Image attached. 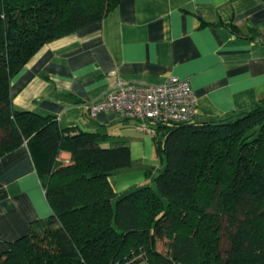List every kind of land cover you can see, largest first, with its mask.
I'll return each instance as SVG.
<instances>
[{
    "label": "trees",
    "instance_id": "obj_1",
    "mask_svg": "<svg viewBox=\"0 0 264 264\" xmlns=\"http://www.w3.org/2000/svg\"><path fill=\"white\" fill-rule=\"evenodd\" d=\"M120 1L0 0V157L26 142L51 207L0 264H264V98L153 124L162 166L123 193L110 176L133 165L127 141L15 107L11 81L31 57Z\"/></svg>",
    "mask_w": 264,
    "mask_h": 264
},
{
    "label": "crops",
    "instance_id": "obj_2",
    "mask_svg": "<svg viewBox=\"0 0 264 264\" xmlns=\"http://www.w3.org/2000/svg\"><path fill=\"white\" fill-rule=\"evenodd\" d=\"M170 76L190 80L199 118L258 103L264 98V0H121L103 20L45 43L14 75L11 90L17 109L127 141L133 165L110 176L123 193L160 170L154 134L113 111L91 115L87 104L120 82L158 84ZM71 157L62 150L58 158ZM50 213L24 142L0 157V256Z\"/></svg>",
    "mask_w": 264,
    "mask_h": 264
},
{
    "label": "built area",
    "instance_id": "obj_3",
    "mask_svg": "<svg viewBox=\"0 0 264 264\" xmlns=\"http://www.w3.org/2000/svg\"><path fill=\"white\" fill-rule=\"evenodd\" d=\"M91 115L113 111L121 117L134 119L143 131L156 133L153 124L187 122L197 115V96L188 78L170 76L158 84L126 85L109 90L87 104Z\"/></svg>",
    "mask_w": 264,
    "mask_h": 264
},
{
    "label": "rangeland",
    "instance_id": "obj_4",
    "mask_svg": "<svg viewBox=\"0 0 264 264\" xmlns=\"http://www.w3.org/2000/svg\"><path fill=\"white\" fill-rule=\"evenodd\" d=\"M144 131L142 130V133H143Z\"/></svg>",
    "mask_w": 264,
    "mask_h": 264
}]
</instances>
